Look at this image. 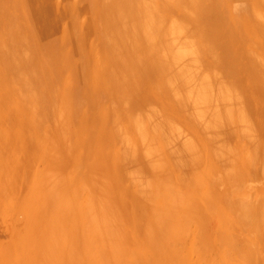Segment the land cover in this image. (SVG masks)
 I'll return each mask as SVG.
<instances>
[{
    "label": "rangeland",
    "instance_id": "1",
    "mask_svg": "<svg viewBox=\"0 0 264 264\" xmlns=\"http://www.w3.org/2000/svg\"><path fill=\"white\" fill-rule=\"evenodd\" d=\"M184 1L0 0V264H264V0Z\"/></svg>",
    "mask_w": 264,
    "mask_h": 264
},
{
    "label": "bare ground",
    "instance_id": "2",
    "mask_svg": "<svg viewBox=\"0 0 264 264\" xmlns=\"http://www.w3.org/2000/svg\"><path fill=\"white\" fill-rule=\"evenodd\" d=\"M166 1H167V2H168V1H169V2L173 1V2H174V0H171V1H170V0H166ZM178 1L180 2V0H178ZM183 1H184V0H183ZM186 1H187V0H186ZM188 1H189V4H188L187 8L190 7V12H191V14H192V12H195V11L199 10V8H200L199 3H200L201 0H188ZM208 1H210V0H207V2H206V0H205L206 4L209 3ZM175 3H177V5H178L177 0H175ZM181 3H182V2H181ZM181 3H179V4H181ZM183 3H186V2L184 1ZM183 3H182V4H183ZM207 5H208V4H207ZM175 6H176V5H175ZM181 6H183V5H181ZM184 6H185V5H184ZM182 9H183V8L181 7V10H182ZM183 10H184V9H183ZM213 10H214V8H213ZM184 11H185V10H184ZM185 12H186V11H185ZM190 12H188V14H189ZM152 14H153V13H152ZM188 14H187V15H188ZM194 14H197V13H194ZM141 16H143V15H139L138 19L141 20V18H142ZM144 16H145L146 18H148L146 15H144ZM163 16L165 17V15H160V18L162 17V20L165 21V19H163V18H164ZM174 16H176V15H174ZM198 16H199V15H198ZM198 16H197V17H198ZM155 17H157V16H154V18H155ZM194 17H195V15H194ZM194 17H192V18L195 19V20H197V22H199V19H197L196 17L194 18ZM158 18H159V17H158ZM158 18H157V19L155 18V20H156V21H159V23H160V20H161V19H158ZM175 18H176V20H177V17H175ZM198 18H199V17H198ZM144 19H145V18H144ZM179 19H182V21H183L184 18H179ZM193 19H192V21H194L193 23L195 24V28H196V26H198L199 23L196 24V23H195V20H193ZM152 20H153V19H152ZM162 20H161V22H162ZM168 20H169V18H168ZM143 21H145V20H143ZM143 21H142V22H143ZM156 21H152V22H154V24H155V23H157ZM164 21L161 23V26L158 25L159 23H158V24H155L156 26H155L154 24H152L153 26H155V27H154V28H155V31H156V29H157L158 26H159L160 28H161L163 25H164V27L167 26V25L163 24ZM169 21H170V20H169ZM169 21H168V22H169ZM192 21H191V22H186V21L184 20V22H186V24H188V23H192ZM262 21H263V20H262ZM136 22H137V21H134V23H136ZM148 22H151V21H149V19H148ZM184 22H183V23H184ZM139 24H140V21H139L138 25H139ZM166 24H167V23H166ZM141 25H142V24H140V26H141ZM143 25H144V24H143ZM152 25H151V27H152ZM188 25H189V24H188ZM182 26H183V24H182ZM182 26H181V28H182ZM172 27H173V26H172ZM172 27H170V28H172ZM183 27H185V25H184ZM191 27H192V29H191L192 31L189 30V32L191 31V33H190L191 35L194 34V33H195V35H196V32H195V31H197V33H198V30L200 29V30H199V35L201 34L200 36H202V32L200 33L201 28H199V29L196 28V29H194V31H193V26H191ZM145 28H146V29H145ZM160 28H159V29H160ZM165 28H166V27H165ZM165 28L163 29V27H162L161 33L159 32V29H157V32H158V33L156 32L157 36L159 35V37H160V36L162 35L163 31L165 32V34L163 33V36H161V37L164 38V37H165L164 35H169L168 33L166 34V31H168L169 28L167 27V30H165ZM173 28H174V27H173ZM141 29H142V28H141ZM152 29H153V28H152ZM185 29H186L187 32H185V30H184V32H183L184 34H182V35H185V33H186V35L189 34V32H188L189 27H188V29H187V26H186ZM138 30H140V29H138ZM138 30H137V31H138ZM170 30H171V29H170ZM174 30H176V29H174ZM174 30H173V31H174ZM179 30H180V29H179ZM140 31H143V34H146L147 37H148L149 35L151 36V33H152V31H154V30L151 31L150 28L147 29V26H143V30H140ZM155 31H154V32H155ZM173 31H172V32H173ZM170 32H171V31H170ZM175 32H176V31H175ZM138 33H141V32L138 31ZM160 34H161V35H160ZM170 34H172V33H170ZM195 35H194V36H195ZM170 36H171V35H170ZM172 36H173V35H172ZM192 36H193V35H192ZM192 36H191V37H192ZM196 36H197V35H196ZM143 37H144V35H143ZM152 37H153V36H152ZM173 37H174V36H173ZM185 37H186V36H185ZM155 38H156V36H155ZM179 38H180V37H179ZM182 38H183V36H182ZM182 38H181V39H182ZM189 38H190V37H189ZM144 39L149 40V38H145V37H144ZM153 39H154V37H153ZM181 39H180V40H181ZM195 39H197V40H195ZM198 39H199V36H198V38H195V37H194V40L197 41V42L194 41L195 44L198 43ZM147 40H145V42H144V44H145V45H144L145 48H148L147 45L150 46V44L146 43ZM155 40H156V39H155ZM155 40H154V41H155ZM187 40H189V39H187ZM187 40H183V44L185 43L184 41H187ZM143 41H144V40H143ZM150 41H151V40H150ZM154 41H152V42H154ZM157 41H158V42L155 41V42H156V44H155L156 47L159 46V43H160L159 40H157ZM168 41H169V40H168ZM170 41H171V40H170ZM170 41H169V42H170ZM172 41H173V43H171V44H173V45L176 44V43H178V42L175 41V39H173ZM174 41H175L176 43H175ZM199 41H200V40H199ZM204 41H206V42H204V43H206V45H208L209 43H211V42L208 43L207 40H204ZM157 43H158V44H157ZM167 43H168V42H167ZM190 43H191V41H190ZM190 43L188 42L187 44L190 45ZM192 43H193V42H192ZM204 43H202V45H204ZM207 43H208V44H207ZM146 44H147V45H146ZM160 44H162V42H161ZM171 44H170V45H171ZM195 44H193V45H195ZM211 44H212V43H211ZM211 44H210V45H211ZM162 45H163V44H162ZM176 45H177V44H176ZM188 45H187V46H188ZM198 45L200 46V43H198ZM198 45H197V46H198ZM153 46H154V44H153ZM153 46L149 47V48H151V49H149V50L146 49V50H148L149 52H151V51H156L157 48H153ZM177 46H178V45H177ZM177 46L174 45V47H177ZM179 46H180V45H179ZM179 46H178V48H179ZM182 46H183V45H182ZM184 46H185V45H184ZM191 46H192V45H191ZM197 46H196V47H197ZM199 46H198V47H199ZM213 46H214V45H213ZM166 47H167V45H166ZM198 47H197V48H198ZM200 47H201L200 49H202V46H200ZM206 47H207V46H206ZM206 47H205V51H206V49H208V48H206ZM208 47L210 48L209 45H208ZM162 48H163V46H162ZM162 48L160 47L159 49H162ZM172 48H173V46H172ZM192 48H194V47H192ZM197 48H194V49H197ZM153 49H154V50H153ZM159 49H158V50H159ZM211 49H212V48H211ZM214 49H215V48H214ZM158 50H157V51H158ZM172 50H173V49H172ZM172 50H171V53L173 52ZM179 50H181V51H179ZM182 50H184V49H183V48L178 49L179 53H177V52H175L176 50L174 49V52H175V54L177 55V59H178V60H179V58L181 59V57H182V59H183L184 55L186 56V54H187V56H188V55L190 54V53H189V54L186 53L187 50H184V51H185L184 53H186V54H184V53H182ZM190 50H191V49H189L188 51H190ZM192 50H193V49H192ZM198 50H199V49H198ZM246 50H247V49H246ZM195 51H196V50H195ZM203 51H204V50H203ZM248 51H250V50H248ZM190 52H192V51H190ZM193 52H194V51H193ZM200 52H201V51H200ZM246 52H247V51H246ZM250 52H251V51H250ZM151 53H152L151 55H150V53H149L150 56L153 55V52H151ZM158 53H159V52H158ZM158 53L156 52V58H158V56H159V54H160V53H159V54H158ZM196 53H198V52H196ZM154 54H155V53H154ZM157 54H158V56H157ZM194 54H195V52H194ZM219 54H220V53H219ZM247 54H248V53H247ZM190 55H191V54H190ZM198 55H199V54H198ZM200 55H201V53H200ZM249 55H250V54H249ZM249 55H248V56H249ZM187 56H186V57H187ZM191 56H192V55H191ZM194 56H196V55H194ZM194 56H193V57H194ZM218 56H219V55H218ZM174 57H175V56H174ZM196 57H197V56H196ZM199 57H200V56H199ZM199 57H197V58H199ZM160 58H161V57H160ZM184 58H185V57H184ZM188 58H190V57H188ZM201 58H202V57H201ZM220 58H221V57H220ZM172 59H173V58H172ZM177 59L174 58V60H176V62L178 61ZM191 59H192V57H191ZM191 59H190V60H191ZM187 60H188V59H187ZM194 60H195V59H194ZM161 61H162V60H161ZM161 61H159V62H161ZM181 61H182V60H181ZM191 61L193 62V60H191ZM191 61H190V62H191ZM201 61H202V59H201ZM252 61H253V59H252ZM252 61H251V62H252ZM154 62H155V64H156V62H157V64H158V61H156V59H155ZM174 62H175V61H174ZM183 62H184V61H183ZM183 62H182L181 64H183ZM192 62H191V66H192V64H193ZM172 63H173V62H172ZM177 63H179V62H177ZM177 63H174V65H177ZM184 63H185V62H184ZM159 64H160V63H159ZM162 65H163V64H162ZM183 65H185V64H183ZM189 65H190V64H189ZM199 65L201 66V64H199ZM178 66H179V65H178ZM181 66H182V65H181ZM181 66H179V67H181ZM185 66H186V65H185ZM191 66H190V67H191ZM193 66H194V64H193ZM196 66L198 67V64H196ZM188 67H189V66H188ZM201 67H202V66H201ZM161 68H162V67H160V68H158V69L161 70ZM164 68H165V67L163 66L162 69H164ZM174 68H175V66H174ZM194 68H195V66H194ZM214 68H215V67H214ZM200 69H201V68H200ZM170 70H171V69H170ZM180 70H181V69H180ZM189 70H190V69H189ZM195 70H196V69H195ZM195 70H193V71H195ZM216 70H217V69H215V70L213 69V71H215V72H216ZM164 71H165V70H164ZM176 71H177V70H176ZM186 71H188V70H186ZM190 71H191V70H190ZM206 71H207V70H206ZM165 72L168 73V70H166ZM171 72H172V71H171ZM173 72H175V70H174ZM182 72H184V71H182ZM207 72H208V71H207ZM167 73H165V75L168 76ZM176 73H177V72H176ZM203 73H204V72H203ZM212 73H214V72H212ZM179 74H180V73H179ZM184 74H185V72H184ZM184 74H182V75L184 76ZM186 74H187V73H186ZM188 74H189V73H188ZM190 74H191V73H190ZM204 74H205V73H204ZM216 74H217V73H216ZM216 74L214 73V75H216ZM200 75H202V74H200ZM214 75H213V76H214ZM183 76H182V77H183ZM186 76H189V75H186ZM205 76H206V75H205ZM205 76H204V77H205ZM216 76H217V75H216ZM216 76L213 77L214 80L216 79ZM178 77H179V76H177V80H178ZM182 77H181V78H182ZM194 77H196V76H194ZM198 77H199V76H198ZM202 77H203V76H202ZM204 77H203V78H204ZM211 78H212V77H211ZM182 79H183V78H182ZM189 79H190V78H189ZM189 79H188V80H189ZM205 79H206V82H207V81H208V82L210 81L209 78H208V79L205 78ZM188 80H187V81H188ZM195 80H196V79H195ZM195 80H194V81H195ZM197 80H198V79H197ZM199 80H202V79H199ZM199 80H198V81H199ZM203 80H204V79H203ZM203 80L201 81L202 84H199V82H198V85L195 84L196 82L192 81V82H194V84L196 85L195 88H197L199 85H201V86L203 85V86H204V89H203V88H200V86H199V88H197V89H198L197 92L195 91L196 89L193 87L194 92H193V91L191 92V94L193 95V96L191 95V97H193V98L189 97L188 93H187L186 95L184 94L183 96H182V94H181L180 92H176V94H178V95L181 94V95H180V96H181L180 98H183V97L185 96V97L183 98L184 100H186V98H187V101H189V100H191V99H192L191 101H194V98H195L194 95H195L196 93H198L199 90H200V92H201V93L199 92V95H201L202 93H204L203 90H205V87H206V89L209 88L208 85L210 84V82H212V81H210L209 84H208V83L206 84V82L204 81L205 84H203ZM174 81H175V80H174ZM180 81H181V80H180ZM182 81H183V80H182ZM184 81H186V80H184ZM187 81H186V82H187ZM189 81H190V80H189ZM189 81H188V82H189ZM258 81H259V80H258ZM167 82L169 83V81H167ZM218 82H219V81H218ZM176 83H177V81H175V84H176ZM214 83H215V82L213 81V83H212V84H213V88L217 87V86L214 87ZM169 84H170V83H169ZM175 84H174V85H175ZM212 84H210V85H212ZM219 85H220V84H218V86H219ZM171 86H173V85H171ZM203 86H202V87H203ZM234 86H235V85H234ZM257 86H258V85H257ZM235 87H236V86H235ZM171 88H172V87H171ZM173 88H175V87H173ZM189 88H190V87H189ZM218 88H221V87H218ZM236 88H238V87H236ZM201 89H203V90H201ZM209 89H210V88H209ZM241 90H242V89H241ZM182 92H184V90H182ZM176 94H175V96H176ZM187 95H188V96H187ZM203 95L206 97L205 94H203ZM203 95H201V96L203 97ZM188 97H189V98H188ZM241 97H242V96H241ZM178 98H179V97H178ZM200 98H201V97H200ZM206 98H208V96H207ZM203 99H205V98H203ZM244 99H245V98H244ZM205 100H207V99H205ZM214 100H215V99H214ZM233 100H234V99H233ZM147 102H148V101H147ZM200 102H201V101H200ZM204 102H205V101H204ZM206 102H207V101H206ZM218 102H219V100H218ZM237 102H238V101H237ZM196 103H197V102H196ZM208 103H209V102H208ZM220 103H221V102H220ZM232 103H233V102H232ZM239 103H240V102H239ZM243 104H244V103H243ZM138 105H139V104H138ZM234 105H236L235 102H234ZM202 106H203V105H202ZM207 106H208V105H207ZM236 106H237V105H236ZM236 106H234V107H236ZM239 106H240V104H239ZM138 107H139V109H141V111H142V107H140V106H138ZM228 107H229V106H228ZM241 107H242V109L246 108V107H243V106H241ZM145 108H146V107H145ZM237 108H238V106H237ZM239 108H240V107H239ZM217 109H218V108H217ZM234 109H235V108H234ZM143 110H145V109H143ZM146 111H147V110H146ZM150 111H151V110H150ZM219 111H220V110H219ZM216 112H217V111H216ZM239 112L241 113V111H239ZM239 112L237 111L238 115H239ZM142 113H143V112H142ZM150 113H151V112H150ZM150 113H148V114H150ZM146 114H147V113H146ZM201 114H202V113H201ZM211 114H213V113L211 112ZM132 115H134V113H133ZM136 115H138L137 112H136ZM140 115H141V114H140ZM202 115H203V114H202ZM206 115H207V114H206ZM208 116H209V115H208ZM236 116H237V115H236ZM139 117H140V116H139ZM142 117H145V116H142ZM142 117H140V118H142ZM148 117H149V115H148ZM148 117H147V119H148ZM215 117H216V116H215ZM134 118H136V117H134ZM220 118H221V117H220ZM216 119H217V118H216ZM137 120H138V119H137ZM143 120H144V119H143ZM205 120H206V119H205ZM214 120H215V119H214ZM221 120H222V119H220V120H218V121L220 122ZM9 121H10V120H9ZM138 121H139V120H138ZM168 121H169V120H168ZM241 121H242V120H241ZM135 122H136V121H135ZM228 122H230V121H228ZM228 122H225V123H228ZM139 123H140V122H139ZM221 123H222V122H221ZM237 123H238V122H237ZM243 123H244V121H242V124H243ZM251 123H252V122H251ZM214 124H215V123H214ZM242 124H240V122H239V124H238L239 127H240ZM198 125H199V124H198ZM202 125H203V124H202ZM228 125H229V124H228ZM243 125H245V124H243ZM243 125H242V126H243ZM121 126H122V125H121ZM121 126H120V124H119V127H120V128H121ZM142 126H143V125H142ZM119 127H117L116 132L119 131V129H120ZM184 127H185V126H184ZM202 127H203V126H202ZM202 127L200 126L201 129H202ZM228 127H229V126H228ZM137 128H138V127H137ZM180 128H181V127H180ZM230 128H231V127H230ZM123 129H124V128H123ZM140 129H143V128H140ZM204 129L206 130V129H208V128H205V127H204ZM146 130H147V129H146ZM185 130H186V129H185ZM211 130H212V129H211ZM236 130H237V129H236ZM114 131H115V130H114ZM122 131L125 133V130H122ZM122 131L120 130L118 133L122 134ZM208 131H209V129H208ZM213 131H214V130H213ZM216 131H217V130H216ZM230 131H231V130H230ZM141 132H142V131H141ZM205 132H206V131H205ZM0 133H1V132H0ZM186 133H187V132H186ZM206 133H207V132H206ZM244 133H245V132H244ZM116 134H117V133H116ZM120 134H119V135H120ZM143 134H144V133H143ZM146 134H147V133H146ZM170 134H171V135H167V133H166L165 135H166V136H170L169 138H172V139L175 141V139L172 137V133H170ZM173 134H174V133H173ZM215 134H216V133H215ZM255 134H256V133H255ZM242 135H243V133H242ZM257 135H258V134H257ZM1 136H2V135H1ZM175 136H177V135H175ZM209 136H210V135H209ZM216 136H217V135H216ZM118 137H119V136H118ZM255 137H256V136H255ZM236 138H237V137H236ZM253 138H254V137H253ZM258 138H259V136H258ZM259 139H260L259 141H261V140L263 141V140H264V139H261V138H259ZM252 140H253V139H252ZM254 140H255V139H254ZM171 141H172V140H171ZM256 141H257V140H256ZM175 142H176V141H175ZM248 142H250V141H248ZM166 143H167V141H166ZM253 143H254V142H253ZM259 143H260V142H259ZM181 144H182V143H181ZM188 144H189V142H188ZM192 144H193V143H192ZM195 144H196V143H195ZM263 144H264V143H263ZM263 144H262V145H263ZM182 145H183V144H182ZM182 145H181V146H178V147L183 148V150H186V149L189 150V148L192 146L191 144H189V145H191V146H189V145L185 146V145H184V147H182ZM217 146H219V145H217ZM186 147H187V148H186ZM180 148H179V149H180ZM198 148H199V147H198ZM220 148H221V147H220ZM229 148H230V146H229ZM229 148H227V149L229 150ZM176 150H178V149H176ZM213 150H214V148H213ZM248 151H249V150H248ZM185 152H186V151H185ZM221 152H222V151H221ZM223 152H224V149H223ZM177 153H178V152H177ZM183 153H184V151H183ZM225 153H226V150H225ZM234 153H235V152H232V154H230V155H233V156H234ZM19 154H20V153H19ZM178 154H179V153H178ZM184 154H185V153H184ZM184 154H183V155H184ZM228 154H229V153H228ZM228 154H225V156H224V155H223V156L226 157V159H227V156L229 157ZM128 155H129V154H128ZM128 155H127V156H128ZM248 155H249V154H248ZM123 156H124V155H123ZM127 156H126V157H127ZM177 156H178V155H177ZM180 156H181V155H180ZM180 156H179V157H180ZM233 156H232L231 158H233ZM124 157H125V156H124ZM183 157H184V156H183ZM185 157H186V156H185ZM173 158H174V157H173ZM128 159H129V158H128ZM128 159H127V160H128ZM176 159H177V158H176ZM184 159H185V158H184ZM220 159H221V158H220ZM182 161H183V160H182ZM221 161H222L223 164L226 163L225 160H223V158H222ZM221 161H220V162H221ZM179 163H180V162H179ZM185 165H190V163H189V164H185ZM183 168H184V167H183ZM182 172H183V170H182ZM178 174H179V173H178ZM171 175H172V174H171ZM181 175H182V174H181ZM183 175H184V174H183ZM183 175H182V176H183ZM171 185H172V184H171ZM204 186H205V185H204ZM168 187H169V186H168ZM169 189H170V188H169ZM171 190H172V189H171ZM176 195H177V194H176ZM259 196H260V195H259ZM189 197H190V196H189ZM182 198H183V197H182ZM261 198H262V197H261ZM259 199H260V198H259ZM260 200H261V199H260ZM105 201L108 202V199H106ZM240 202H241V201H240ZM240 202H239V203H240ZM245 203H246V202H245ZM247 204H248V203H247ZM262 204H263V202H262ZM243 205H244V204H243ZM251 205H252V204H251ZM233 206H234V205H233ZM249 206H250V205H249ZM259 206H260V204H259ZM261 206H262V205H261ZM238 207H239V206H238ZM252 207H253V206H252ZM242 208H243V206H242ZM249 208H250V207H248V209H247V212H248V213L251 212L252 209H253V208H251V210H249ZM258 208H259V207H258ZM230 209H231V208H230ZM242 210H244V209H242ZM247 212H246V214H247V215H250V214H248ZM7 213H8V212H7ZM237 213H238V212H237ZM235 216H237V215H235ZM253 216H254V215H253ZM256 216H257V215H256ZM258 216H259V217L261 216V217L259 218V219H260L259 221L262 223V218H263V220H264V217H263L264 215H263V214H261V215L259 214ZM256 218L258 219V217H256ZM19 219H20V218H19ZM257 219H256V220H257ZM236 220H237V219H236ZM18 221H19V220H18ZM20 221H21V220H20ZM240 221H241V220H240ZM248 221H249V220H248ZM259 221H258V222H259ZM258 222H257V223H258ZM251 223H252V222H251ZM67 226H68V225H67ZM255 226H256V224H255ZM207 227H208V226H207ZM244 227H245V226H244ZM258 227H260V226H258ZM71 230H72V229H71ZM69 231H70V230H69ZM73 231H74V230H72V232H71V231L68 232V233H70V234H69V237H70L71 239H73L72 237L75 235V232H76V231H74V233H73ZM218 231H219V230H218ZM243 231H244V230H243ZM202 232H203V231H202ZM205 234H206V233H205ZM70 235H71L72 237H71ZM243 236H244V235H243ZM260 236H261V235H260ZM75 240L77 241V238H75ZM75 240H74V241H75ZM76 241H75V242H76ZM220 241H221V239H220ZM76 243H77V242H76ZM78 243H79V242H78ZM78 243H77V245H78ZM102 243H103V242H102ZM244 243H245V242H244ZM246 244H247V243H246ZM77 245H76V247H77ZM240 245H241V244H240ZM255 245H256V244H255ZM9 246H10V245H9ZM102 246H104V245H102ZM96 247H98V246H96ZM104 247H105V246H104ZM110 248H111V247H109V248H107V249L111 250ZM208 248H209V247H208ZM8 249H9V248H8ZM107 249L105 250V252L109 251V250H107ZM112 249H113V248H112ZM124 249H126V248H124ZM8 251H9V250H8ZM232 251H233V250H232ZM232 251H231V252H232ZM241 251H242V250H241ZM109 252H110V251H109ZM115 252H116V248H114L113 250H111L110 253L115 254ZM249 252H250V251H249ZM249 252H247L248 255H249ZM96 253H97V252H96ZM119 253H120V252H119ZM122 253H123V255H122ZM122 253H121V256H122L121 259L127 261L126 264H129V263H128V261H129V259H128L129 251L126 250V252L123 251ZM241 253H243V252H241ZM245 253H246V252H244V254H245ZM253 253H254V252H252V251L250 252V257H254V254H255V253H254V254H253ZM262 253H263V252H262ZM98 254H99V253H98ZM105 254H106V253H105ZM130 254H131V253H130ZM251 254H253V255L251 256ZM259 254H260V253H259ZM100 255H101V253L99 254V256L94 255L95 257L92 258L91 261H95L94 264H100L101 261L99 262V260H98V261L96 262V260L98 259V257H100ZM134 255H135V254H134ZM246 255H247V254H246ZM111 256H112V255H111ZM114 256H116V254H115ZM114 256H112V258H113ZM137 256H138V255H137ZM116 257H117V256H116ZM119 257H120V256H119ZM130 257L132 258V256H130ZM247 257H248V256H247ZM258 257H259V256H258ZM131 258H130V259H131ZM244 258H245V257H244ZM248 258H249V257H248ZM0 259H1V258H0ZM2 259H3V258H2ZM5 259H6V258H5ZM115 259H116V258H115ZM118 259H119V258H118ZM141 259H142V258H141ZM251 259H253V258H251ZM119 260H120V259H119ZM161 260H162V259H161ZM253 260H255V258H254ZM117 261H118V260H117ZM197 261H199V260H197ZM197 261H196V262H197ZM227 261H228V260H227ZM98 262H99V263H98ZM115 262H116V261H115ZM129 262H130V261H129ZM190 262H191V261H190ZM228 262H229V261H228ZM106 263H107V262H106ZM112 263H113V261H112ZM199 263H200V262H199ZM257 263H258V262H257ZM113 264H114V263H113ZM130 264H132V262H131ZM133 264H134V263H133Z\"/></svg>",
    "mask_w": 264,
    "mask_h": 264
}]
</instances>
